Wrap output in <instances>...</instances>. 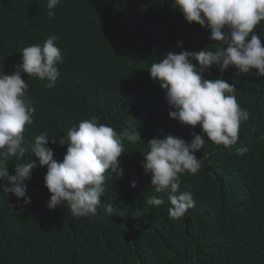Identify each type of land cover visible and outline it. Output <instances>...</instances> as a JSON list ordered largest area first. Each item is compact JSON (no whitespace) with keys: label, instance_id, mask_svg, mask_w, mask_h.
<instances>
[{"label":"trees","instance_id":"16d2710c","mask_svg":"<svg viewBox=\"0 0 264 264\" xmlns=\"http://www.w3.org/2000/svg\"><path fill=\"white\" fill-rule=\"evenodd\" d=\"M46 5L47 0H0V71L12 74L22 65L20 51L50 35L58 37L64 56L52 88L22 73L30 84L26 99L36 109L24 132L25 159L38 166L25 181L27 205L4 193L0 181V264H264V77L255 69L237 76L234 66L221 71L213 65L204 72L205 79L234 84L250 118L232 148L206 138L195 153L198 173L180 176V190L193 193L195 206L173 220L168 194H155L151 174L143 170L142 150L168 135L190 142L202 129L170 117L174 109L148 69L168 52L216 51L222 43L210 39L207 27L187 22L174 0H60L52 19ZM254 31L264 41V21ZM130 114L141 140L123 141V177L106 180L97 213L75 217L66 205L50 210L47 166L30 152L34 137H62L92 117L119 133ZM46 146L63 161L67 145L50 140ZM241 146L248 149L243 156L235 154ZM0 160L10 174L25 162ZM153 194L164 202L145 206ZM109 203L111 215L103 208Z\"/></svg>","mask_w":264,"mask_h":264},{"label":"clouds","instance_id":"9594fccd","mask_svg":"<svg viewBox=\"0 0 264 264\" xmlns=\"http://www.w3.org/2000/svg\"><path fill=\"white\" fill-rule=\"evenodd\" d=\"M58 4L60 0H47L49 19L54 18L52 9ZM174 7L187 22L210 29V39L223 45L216 51L204 48L196 52H168L148 69L150 78L160 82L170 108L174 109L170 117L202 129V134L192 133L194 138L190 142L168 135L151 139L148 148L142 150V167L145 174H151L154 193L168 194L169 218L177 220L195 206L193 193L180 190V176L195 175L201 168V159L195 153L204 148L206 138L216 145L232 148L239 140L240 125L250 118L249 111L236 99L234 84L219 78L205 79L203 74L216 65L221 71L234 66L237 76H247L255 69L256 75L264 77V41L254 31L264 21V0H174ZM57 40V36L50 35L42 44L24 47L20 51L22 65L12 74L0 71V159L25 160L17 164L14 174L0 160V181L3 192L23 198L18 200L23 205L31 203L25 181L31 180L38 164L36 160L25 159L29 152L24 146V132L33 124L36 109L26 99L30 84L22 78V73L46 80L47 88L54 87L60 76L58 65L64 62ZM182 44L178 42V46ZM131 116L119 133L92 117L80 121L78 127L69 128L62 137L49 138L43 132L34 137L30 152L38 158L39 166H47L44 184L51 194L50 210L66 205L75 217L97 213L106 180L123 177V141L141 140ZM50 140L53 144L58 141L61 146L67 145L62 162L46 146ZM247 151L246 146H241L235 149V154L243 156ZM130 183L132 187L137 184L134 180ZM155 194L145 197V206L162 205L163 198ZM103 208L106 214L113 213L110 203Z\"/></svg>","mask_w":264,"mask_h":264},{"label":"bare ground","instance_id":"6f19581e","mask_svg":"<svg viewBox=\"0 0 264 264\" xmlns=\"http://www.w3.org/2000/svg\"><path fill=\"white\" fill-rule=\"evenodd\" d=\"M57 41H59V39ZM76 50H77V47H76Z\"/></svg>","mask_w":264,"mask_h":264}]
</instances>
